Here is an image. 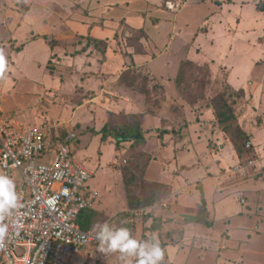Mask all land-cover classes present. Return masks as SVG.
I'll use <instances>...</instances> for the list:
<instances>
[{
	"label": "rangeland",
	"instance_id": "374dc122",
	"mask_svg": "<svg viewBox=\"0 0 264 264\" xmlns=\"http://www.w3.org/2000/svg\"><path fill=\"white\" fill-rule=\"evenodd\" d=\"M16 1L0 0V7L17 26L24 5ZM122 1L107 13L132 29L127 37L118 33L109 59L107 45L77 38L49 60L42 39L26 38L25 48H16L0 25L7 59L0 112L29 125L48 120L54 142L75 134L74 157L95 172L88 183L99 192L93 223L158 241L160 264L178 247V264H264V168L256 138L264 127V0H151L140 15L132 8H146L142 0H127L131 8ZM71 2L35 0L21 34L42 14L68 16ZM90 49L101 55H88ZM249 160V174L233 171ZM164 203L176 210L166 212ZM98 246L64 264H118L116 253Z\"/></svg>",
	"mask_w": 264,
	"mask_h": 264
},
{
	"label": "built area",
	"instance_id": "2783aa9c",
	"mask_svg": "<svg viewBox=\"0 0 264 264\" xmlns=\"http://www.w3.org/2000/svg\"><path fill=\"white\" fill-rule=\"evenodd\" d=\"M51 128L46 119L29 125L0 112V174L15 182L19 198V206L2 222L7 225V234L0 239L3 264H64L99 245L95 233L79 224L81 213L94 209L99 198L88 185L95 172L74 157L70 142L75 134L54 142ZM254 166L249 160L236 164L233 171L244 176ZM160 208L169 212L170 204ZM116 254L118 264H137V256L121 259Z\"/></svg>",
	"mask_w": 264,
	"mask_h": 264
},
{
	"label": "crops",
	"instance_id": "0c3cea01",
	"mask_svg": "<svg viewBox=\"0 0 264 264\" xmlns=\"http://www.w3.org/2000/svg\"><path fill=\"white\" fill-rule=\"evenodd\" d=\"M17 1H16L17 3L23 2L24 5V9L22 11H18L20 12L19 14L20 23L17 24L16 26L15 17L13 16L9 18L8 16H6V10H7L6 7L3 8L0 7V25L9 31L8 33L10 35L9 36L10 42L12 43V45L14 44L16 48H18L17 45L20 43L21 46L26 45L24 40L27 39H29L28 42L30 43H35L36 41L38 42V39H42L46 45L48 44L47 42H53L54 43L53 47L49 46V44L47 45L51 50L49 51V60L53 55H55V53L58 52L61 53L63 49L60 50L59 48H61L62 44L68 43L77 38L81 39V42L83 41V45L87 44L88 39H91V41L100 45H107L105 57L108 58L110 54H115V49H116L115 45H117L116 38L118 33L119 32L121 33L123 30H125L127 33L126 35L127 37L129 36L128 34L130 32V29H132L130 27L128 30V23L126 22L127 20L126 18L119 19L112 16L111 13H107V12H111L109 11V9L115 8V6L119 7V2H117V0H72V2L68 4L69 6L68 16H55V14L53 13L50 17H48L47 13L42 14L38 17V19L35 20L37 21V23H35V21H32L35 24L27 26V35L25 36V33L21 34L22 31L20 32V28L22 29L23 27L22 26L23 20L29 14L35 11L36 9V7L34 6L35 0H17ZM142 1L145 3L146 8L144 9L132 8L133 13H137L138 15L145 14V12L149 10V6L152 5L153 2L151 0H142ZM16 4L14 8L17 11L18 9ZM122 4H124L126 8H131L130 3L127 0L122 1ZM38 9L43 11L45 8L38 7ZM56 12L58 14L59 12H61V10H56ZM9 19L13 21V25L11 26L9 25ZM119 23L120 24L123 23L122 27L119 26ZM154 23H156L157 25L159 24L158 22H154ZM120 28L121 30H119ZM140 29L144 30V28H140ZM171 29L176 30V26L171 27ZM28 33H30L29 36ZM147 35L150 37L148 33ZM170 35L171 32L169 30V32L166 33V37L168 38ZM5 43H6L5 39L0 42V46H1L0 51L3 48L2 46L5 45ZM24 48L25 46L23 47V49ZM87 53L88 55H94V56L101 55V51H99L98 49H90L89 52ZM145 62L146 64L149 65L148 60ZM170 89L172 91V88ZM260 91L261 90H259V92ZM259 94H260V98L264 99L263 92L262 93L260 92ZM261 131L263 133L260 132V130L256 131V138L258 139L257 142L260 143L261 145L259 149L260 151L259 153L261 155V158H263L261 159V165L264 168V127L261 128ZM182 189L184 190L186 189V191H188L189 187L182 186ZM175 210L176 207L173 209L170 206V211L168 213H171V211L174 212ZM183 210L184 209L182 207H178L179 214L183 213ZM173 250L174 251H172L170 255V262H168L167 264H178L177 261L181 259L182 255L184 254V251L181 250V247H178L177 249L174 248ZM177 258L178 260H176Z\"/></svg>",
	"mask_w": 264,
	"mask_h": 264
},
{
	"label": "clouds",
	"instance_id": "9594fccd",
	"mask_svg": "<svg viewBox=\"0 0 264 264\" xmlns=\"http://www.w3.org/2000/svg\"><path fill=\"white\" fill-rule=\"evenodd\" d=\"M7 65L5 55L0 53V72H4ZM19 206V198L15 182L7 175L0 174V239L7 234V225L2 223L10 210ZM96 239L99 241V251L105 253H119L124 256H137V264H160L164 258V250L159 242L139 241L131 237L127 228H117L103 222L92 227Z\"/></svg>",
	"mask_w": 264,
	"mask_h": 264
},
{
	"label": "trees",
	"instance_id": "16d2710c",
	"mask_svg": "<svg viewBox=\"0 0 264 264\" xmlns=\"http://www.w3.org/2000/svg\"><path fill=\"white\" fill-rule=\"evenodd\" d=\"M49 44V46L53 47L54 46V43L53 42H47ZM227 119V117H226ZM96 208V207H95ZM94 209L92 210H86L84 212L81 213L80 215V219H79V224H80V227L85 230V231H89V230H92V227H93V222H94Z\"/></svg>",
	"mask_w": 264,
	"mask_h": 264
}]
</instances>
